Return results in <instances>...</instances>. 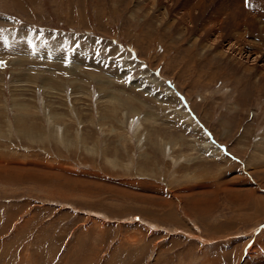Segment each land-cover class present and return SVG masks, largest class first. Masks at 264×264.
I'll return each instance as SVG.
<instances>
[{
	"label": "rangeland",
	"instance_id": "374dc122",
	"mask_svg": "<svg viewBox=\"0 0 264 264\" xmlns=\"http://www.w3.org/2000/svg\"><path fill=\"white\" fill-rule=\"evenodd\" d=\"M0 264H264V0H0Z\"/></svg>",
	"mask_w": 264,
	"mask_h": 264
}]
</instances>
